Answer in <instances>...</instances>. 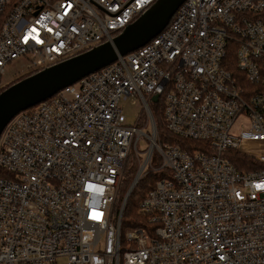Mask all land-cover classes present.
Listing matches in <instances>:
<instances>
[{
    "label": "built area",
    "instance_id": "2783aa9c",
    "mask_svg": "<svg viewBox=\"0 0 264 264\" xmlns=\"http://www.w3.org/2000/svg\"><path fill=\"white\" fill-rule=\"evenodd\" d=\"M155 1L0 0V89L112 41ZM168 23L4 126L0 264H264V0H185ZM155 97L185 149L157 136ZM232 151L256 165L238 171ZM128 162L129 189L159 173L139 204L156 228L121 237Z\"/></svg>",
    "mask_w": 264,
    "mask_h": 264
},
{
    "label": "water",
    "instance_id": "95a60500",
    "mask_svg": "<svg viewBox=\"0 0 264 264\" xmlns=\"http://www.w3.org/2000/svg\"><path fill=\"white\" fill-rule=\"evenodd\" d=\"M184 1L156 0L112 41L45 68L4 89L0 93V134L9 120L20 111L44 102L59 90L142 48L166 28L170 18ZM156 100L155 97L153 102ZM131 191L132 188L127 192L125 202Z\"/></svg>",
    "mask_w": 264,
    "mask_h": 264
},
{
    "label": "trees",
    "instance_id": "16d2710c",
    "mask_svg": "<svg viewBox=\"0 0 264 264\" xmlns=\"http://www.w3.org/2000/svg\"><path fill=\"white\" fill-rule=\"evenodd\" d=\"M229 70L232 72L233 75H239V71H237V68L234 64V51L231 52L229 56ZM34 73L30 72L29 74L19 75L12 79L10 82H8L6 85L2 86L0 89V93L15 84V82L22 80L24 78L29 77L30 75H33ZM149 109H151V114L153 118V123H155L156 128V134L160 138L162 142H168L170 144H176L180 148L185 149L187 147L188 141H184L183 139H180L178 137H175L174 135H171L166 127V123H164L163 119V108L161 106V103L159 100L155 102L154 104H151L149 106ZM144 117V116H143ZM231 158L230 163H232L235 168L243 172L245 170V167H250L256 165L251 159L247 157H242L241 155L237 154L236 152H231ZM129 163V162H128ZM126 164L125 169L122 174L121 179V185L118 190V198L115 203L114 209H116V215L119 213V208L121 205V202L125 196V193L129 189V187L132 184V179L134 177V173L136 170V166L133 165V163ZM248 164V165H247ZM159 178V173H152L149 172V174L146 175L145 178L142 179V181L132 189V192L130 193L129 198L127 199L124 207L123 212L121 216V237L128 231H131L135 228H140L143 230H152L156 228V225L150 224L148 222V216L144 215L141 210L139 209V204L146 195L147 190L151 189L152 186L156 183L157 179Z\"/></svg>",
    "mask_w": 264,
    "mask_h": 264
},
{
    "label": "rangeland",
    "instance_id": "374dc122",
    "mask_svg": "<svg viewBox=\"0 0 264 264\" xmlns=\"http://www.w3.org/2000/svg\"><path fill=\"white\" fill-rule=\"evenodd\" d=\"M13 66H14V64L10 65L9 67H13ZM124 109H125V114H126L125 121L127 123L133 122L134 121V114L141 110L140 109V104H139V102L137 100H135V102L133 104L126 103L124 105ZM139 146L141 147L140 152L144 151L145 148H146L143 145L142 141H140Z\"/></svg>",
    "mask_w": 264,
    "mask_h": 264
}]
</instances>
